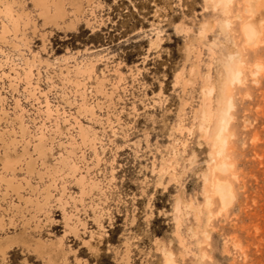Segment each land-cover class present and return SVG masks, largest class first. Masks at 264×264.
<instances>
[{
	"label": "rangeland",
	"instance_id": "374dc122",
	"mask_svg": "<svg viewBox=\"0 0 264 264\" xmlns=\"http://www.w3.org/2000/svg\"><path fill=\"white\" fill-rule=\"evenodd\" d=\"M16 1H23L30 17L36 19L38 32L32 34L31 29H26L28 49L53 67L48 70L44 66L38 67L41 73L39 87L50 90L48 99L51 105L57 108L59 118L68 119L71 125L65 126V129L70 127L68 131L61 125L60 134L51 135L48 164H55L61 155L66 157L60 143L68 142L67 135L73 136L78 144L72 151L73 156L66 161L75 165L77 174L73 177L62 170L56 175V184L61 186L63 181L70 194H79L80 186L75 179L85 175L87 166L89 175L99 181L104 193V196L97 192L84 194L85 207L93 201L102 208L104 230L100 231L94 225L91 211L86 210L87 216H80L86 229H80L77 238L70 235L63 238L67 264H75V258L88 264H119L126 241L129 242V264H162L155 246L157 242L168 248L176 264H264V29L257 49L245 46L240 29L247 19L243 0H232L228 31L221 26L224 16L212 10L209 0H94L97 6L93 7V14L90 15L88 9L71 33L42 26L29 0ZM65 10L68 15L65 21L68 22L72 19V8L65 5ZM235 16L241 19L236 20ZM86 17L96 22L87 26ZM199 31L204 32L202 45L195 43L199 40ZM40 34L45 36V51L41 48ZM10 36L11 33L7 38ZM193 39L196 40L192 49L197 48L200 55L197 73L190 74V64L184 66L185 50ZM153 43L158 45L157 49H153ZM232 46L241 55L243 75L241 84L232 89L235 110L230 131L234 139L230 141L228 153L232 169L219 177L231 184L235 203L225 214L217 216L219 205L213 199L212 217L206 223L203 203L204 196L210 193L208 187L205 189L207 193H202L199 176L206 172L211 178L210 166L206 167L208 146L199 142L198 119L194 120V113L200 108L207 65L210 66L211 81L208 87L212 90L210 107L215 110L218 89L224 77L223 61L228 56L227 48ZM207 47L210 52L205 50ZM1 48L16 64H22L15 51L7 46ZM64 58H67L66 65ZM89 61L95 63V76H91L93 81L88 82L87 76L82 80L87 84L90 103L101 106L94 109V114L78 111L79 102L72 95L70 86H64L67 101L61 97L64 90L58 89L61 86L58 78L65 80L60 75V68L69 66L72 69L70 66L74 63L81 65ZM188 62H194V56H190ZM95 78L105 79L109 92L112 85H117L111 102L94 96ZM1 86L4 101L0 106L7 111L8 117L2 119L0 116V133L11 135L17 132L16 98L27 111L23 122L31 135H36L42 115L36 112L38 106L27 99L22 83L16 94L11 93L6 81ZM179 122L186 128H193L192 136L175 132ZM46 126L51 128L49 123ZM76 126H81L88 133L86 136L95 134L98 163L89 146L80 143ZM28 141V151L34 157L32 146L35 141ZM13 149V145L5 148L0 142V164L5 158L15 163V175L19 180L27 176L29 158L21 153L19 145L16 147L18 154H14ZM173 151L176 153V164L172 165L174 173L161 172V183L169 184L164 191L158 188L161 160L170 158ZM81 152L84 160L78 159ZM33 163L35 168L37 163L40 164L39 161ZM6 177L11 180L9 175ZM36 181L33 174L32 184ZM20 192L27 196L24 188ZM54 194L57 198V192ZM178 196L192 206L183 210L187 215L181 220L179 242L175 238L173 214ZM1 205L8 208L7 204ZM51 205L54 203L49 206L50 221L40 217L43 227L39 238L45 241L55 240L64 233L61 213ZM193 206L197 207L199 221L193 214ZM5 218L0 239L21 230L17 218L14 226L9 225L8 216ZM132 218L134 225L131 227ZM204 230L209 233L208 239L202 234ZM84 240L89 243L82 247ZM235 244L241 250H234ZM0 264L42 263L15 248L5 259L0 258Z\"/></svg>",
	"mask_w": 264,
	"mask_h": 264
},
{
	"label": "bare ground",
	"instance_id": "6f19581e",
	"mask_svg": "<svg viewBox=\"0 0 264 264\" xmlns=\"http://www.w3.org/2000/svg\"><path fill=\"white\" fill-rule=\"evenodd\" d=\"M209 2L213 11L224 16L225 20L221 26L223 30L228 31L231 27V21L228 17L230 15L232 0H209ZM29 4L32 5V9L36 12L37 19L42 22V26L62 29L63 32L68 33L75 31L76 26L80 24L82 16L88 9H90L91 15L93 14V7L97 6L94 5V0H29ZM65 5L72 8V19H69L68 22L65 21L68 16ZM243 12L247 19L240 29L245 46L250 49H257L260 43V35L264 29V0H243ZM30 15L31 13L25 8L23 1L0 0V46H7L12 51H15L22 61L21 65L16 64L0 47V103L4 101L2 95L4 88L1 86L3 82H7V87L13 94L18 93L19 85L22 83V91L26 94L28 100H31L34 105L38 106L36 112L42 115L41 122L37 126V134L31 135L28 127L23 122V116L27 111L22 107L20 101L14 98V110L18 113L17 132H13L11 135L0 133V142L5 148L9 145L10 147L13 145V153L18 154L16 152V147L19 145L21 153L29 158L27 162V176L19 180L15 175L17 170L15 168V163H12L9 158H5L0 164V230H3L5 226V216H8L10 226L17 224L16 218L21 224V230L18 233L6 235L3 239H0V258L5 259L7 253L17 247L23 254L35 258V261L41 262L42 264H67V252L63 249V238L66 237V235L77 238L79 230L86 229L85 222L80 218L81 215H86V210L91 211V221L94 225H96L100 231L104 230L101 225L103 211L99 204L91 201L90 203L88 202V207H85L83 203L85 195H91V193L97 192L101 196H104V193L99 181L89 175L87 166L84 168L85 175L78 174V179H75L76 184L80 186L79 194L75 196L70 194L63 181L61 182V186H57L56 184V175L62 172V170L68 171L73 177L77 174L78 169L75 165L70 161H66L67 158L73 156L74 152L72 151L77 149L78 144L73 136L67 135L68 142L60 143L62 149L66 152V157L61 155L60 159L57 160L55 164H48V153L51 151L50 144L53 139L51 135L60 134L62 127L65 129V126L71 125L68 119L64 117L60 119L57 108L51 105L48 99L50 90L44 91L39 87L41 73L38 67L44 66L47 70L53 67L46 60H41V57L28 49L29 39L26 37V29H31L32 34L38 32L35 22L36 19H32ZM235 19L238 20L241 19V17L235 16ZM84 22L87 26H90L96 21L94 20V22H91L90 19L86 17ZM9 33H11V36L7 38ZM197 35V39L199 40L195 43L200 44V42L205 39L203 36L204 32L199 31ZM39 36L42 42V51H45V36L44 34H40ZM195 40L196 39H193L185 50L186 62L184 66L187 63L190 64V74H195L198 71L200 53L197 51V48H195V50L192 49ZM156 43H153V49L158 48ZM21 48L25 49L26 52H23ZM205 50L208 52L211 51L208 47L205 48ZM227 54L226 60L223 61L224 77L218 89L219 98L216 101L215 110L210 107L209 95L212 90L210 89L211 87H208L211 86V81L209 80L210 66L207 65L200 108L194 113V120L198 119L196 129L199 134V142L203 146H208L206 157L209 162H207L206 165L208 166L206 167L210 166L209 174L211 178H208V173L206 172H201L199 176L202 182V193H207L205 191L206 187H208V192L210 193V195L204 196L203 203V208L206 211L204 215L206 223L209 222L212 217L210 209L213 206V199H215L219 205L217 216L225 214L235 203V194L231 184L227 180H222L219 176L228 174L232 169V165L228 163L230 141L234 139L230 131V125L234 119L233 112L235 110L232 89L235 85H240L242 82L243 61L241 55L233 49V46L229 47V49L227 48ZM190 56H194V62H188ZM63 61L66 65L67 58H64ZM70 67L72 69H69V66L60 68V75L64 76L65 80H63V78H58L61 84L58 89L64 90L63 92H65L66 88L64 86H70L74 93L72 95L79 102L77 107L78 111L94 114V109H99L101 106L99 103L94 105L90 103L91 98L86 94L87 84L82 78L83 76H87L88 82L93 81L91 76L92 74L95 76V63L92 61L81 65L80 63H74ZM4 68H6V71H3ZM63 72H65V74H63ZM71 73L72 75L70 76ZM72 76L73 78L71 79ZM119 80H121V77ZM106 82L105 79L95 78L92 89L94 90V96L111 102L114 97V92L117 91V85H112V91L109 92L108 89H106ZM67 94L68 93L65 92L61 96L63 100L67 101ZM0 116H2V119L8 117L7 111L1 106ZM46 123L51 124V128L46 126ZM69 128L65 130L68 131ZM175 132L178 135L186 133L188 136H192L193 128H186L183 126L182 122H179L175 128ZM85 134L88 133H86L81 126H78L77 137L80 143L84 146H89V149H91L94 154L96 163H98L99 159L96 156L95 134L90 133L88 136ZM7 139L11 140V142L7 143ZM27 139H34L35 141V144L32 146L34 157H31V152L28 151L30 143ZM184 147L185 145L182 143L183 151L185 150ZM172 153L170 158L161 160L160 173L158 175V188H162L164 191L169 187V184L161 183L162 173L163 171H173L174 173V167L172 165L173 163L176 164V153L174 151ZM78 159L84 160L82 152ZM33 161H39L40 164L37 163V167L35 168ZM185 171L186 169H184L183 172ZM152 172L154 173V170ZM33 174L37 179L34 185L31 182V176ZM6 175H9L11 180L7 179ZM22 188H24V193L27 194L26 197L20 192ZM54 192H57V198L54 197ZM98 201L101 202L100 199H98ZM51 203H54V205L51 206H55L61 213L64 233L55 240L50 239L45 241L39 238V231L43 227L40 217L46 221H50L49 206ZM1 204H7L8 208H3ZM191 208V204L184 203L180 196H178L174 202L175 238L178 242L180 240L178 232L180 231L181 220L187 215H185L183 210L186 209L187 211ZM193 208V214L196 220L199 221L197 207L193 206ZM133 225L134 219L132 218L129 226L132 227ZM34 233L37 234V236H35ZM202 234L208 239L209 233L207 230H204ZM89 240L92 241L91 236ZM89 240H84L82 247L87 246ZM155 246L162 257V264H176L173 260L172 253L165 245L157 242ZM233 249L241 250L238 244H235ZM129 253V242L126 241L123 244L122 254L119 256V264H129ZM75 264L88 263L83 259L75 258Z\"/></svg>",
	"mask_w": 264,
	"mask_h": 264
},
{
	"label": "crops",
	"instance_id": "0c3cea01",
	"mask_svg": "<svg viewBox=\"0 0 264 264\" xmlns=\"http://www.w3.org/2000/svg\"><path fill=\"white\" fill-rule=\"evenodd\" d=\"M17 248V247H16ZM12 249V248H11ZM15 249V248H14ZM34 260H35V258H34ZM36 262H38V261H36Z\"/></svg>",
	"mask_w": 264,
	"mask_h": 264
}]
</instances>
